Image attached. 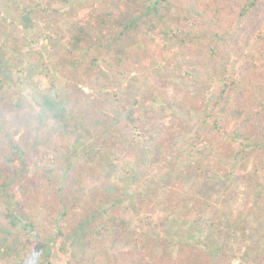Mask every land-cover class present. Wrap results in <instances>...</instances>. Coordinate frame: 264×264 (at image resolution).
<instances>
[{
	"label": "rangeland",
	"instance_id": "obj_1",
	"mask_svg": "<svg viewBox=\"0 0 264 264\" xmlns=\"http://www.w3.org/2000/svg\"><path fill=\"white\" fill-rule=\"evenodd\" d=\"M31 1L40 3V7H30ZM145 2L139 0L141 5ZM0 12V79L7 88L0 100L3 96L8 98L0 101V140L14 138L29 154L28 162L21 163L16 177L3 191L7 199L22 191V185L26 189L31 178L37 182L48 177L56 186L66 187L65 173H74L82 161L98 163L97 159L93 161L96 153L85 155L87 147L98 142L107 145L111 138L116 143V137L127 142L125 151L119 148L111 159L98 163L105 174L101 181L108 178V182L86 178L83 186L74 191L83 200L84 208H77L65 239L34 264H106L96 235L98 226L103 227L106 222L97 220L100 213L95 212L96 204L89 199L91 192L95 193L98 187L101 193L115 196L117 188L113 185L125 184L135 176L152 175L157 165L166 167L159 177V186L167 195L158 198L159 191L151 189L137 197L158 198L155 236L175 233L179 227L191 234L195 228L198 230L188 238L189 246L182 243L172 248L173 259L186 261L201 254L200 247H192L200 234L206 243L217 234L232 240L228 252L234 257L233 264H256L264 257V146L258 152L250 149L229 159L224 147L237 143L224 130L217 129L218 134L207 143L202 141L205 135L190 140L204 121V108L215 101V92L225 83L234 86L240 78L233 70L225 79L193 70L177 54L174 35L184 30L179 25L181 4L168 12L157 31L142 30L139 45L132 49L134 69L127 80L115 78L101 66L92 86L85 88L115 126L108 129L103 118L68 131L59 128L58 119L64 101L65 79L60 69L66 63L67 56L62 53L69 48L67 39L75 37L81 28L95 30V40L73 49L80 56L87 50L101 56L103 49L97 43L104 35L118 37L130 20L142 23L144 17L134 13L130 0H29L28 4L25 0H0ZM102 20L112 22L103 24L104 34L97 29ZM32 43L40 49V60L33 68L20 63L21 52ZM263 48L264 28L249 46L243 43L235 52L232 69L246 71L245 65L250 63V73L264 85V58H260ZM180 76L186 80L178 79ZM201 81L209 88L204 98H198L197 110L187 115L176 102L187 95L193 99V87ZM244 84L242 81L241 86ZM262 106L259 102L253 108ZM237 120L238 115L234 114L227 129L236 128ZM190 152L192 156L188 157ZM131 157L133 161L129 160ZM180 160L185 161L178 164ZM209 160L220 164V173H196L195 169ZM143 218V214L133 218L134 231L142 228ZM24 238L23 230L12 231L1 224L0 255L6 261L22 263L15 246ZM246 251L249 255H245Z\"/></svg>",
	"mask_w": 264,
	"mask_h": 264
},
{
	"label": "trees",
	"instance_id": "obj_2",
	"mask_svg": "<svg viewBox=\"0 0 264 264\" xmlns=\"http://www.w3.org/2000/svg\"><path fill=\"white\" fill-rule=\"evenodd\" d=\"M145 1L141 5L139 0H130L134 13L139 12L144 17L143 22L138 23L132 19L118 37L104 35L97 43V47L103 49L101 56L95 55L90 50L80 56L78 51L73 49L95 40V30L81 28L75 37L67 39L69 48L62 53L67 56L66 63L60 69L61 76L65 79V87L64 101L58 116L61 123L59 128L68 131L75 126H84L103 118L108 129L115 126L113 120L110 121L111 116L100 110L96 98L87 93L85 88L92 86L101 66L115 78L127 80L134 69L132 59L135 55L132 49L139 45L140 35L143 31L146 33L157 31L162 20L167 18L168 12L176 10L181 4L183 13L179 17V25L184 30L174 35L177 54L184 57L193 70H204L219 79H225L233 70L240 78L239 84L235 83L231 86L225 83L218 92H215V101L204 108L206 109L204 121L190 140L205 135L202 141L207 143L218 134L216 131L219 129L231 135L237 143L236 146L224 147L229 159L250 149L258 152L261 146H264V85L258 83L254 73H250V63H246V71L234 70L232 66L235 52L239 47L243 43L249 46L264 28V0ZM25 2L28 4L29 0ZM31 2L30 7H40V3ZM101 23L102 25H98L97 29L104 34L103 24L112 22L102 20ZM2 25L0 20V27ZM15 51L19 53V49ZM260 53V58L263 59L264 48ZM20 60L21 64L33 68L40 60V49L32 43L28 49L21 52ZM6 70L10 72L8 68ZM178 79L186 80L182 76ZM242 81H245L243 87ZM5 86L4 80L0 79V98L7 89ZM208 88L205 82L197 83L193 87L196 93L193 98L195 100L187 95L182 101L176 102L177 106L187 115H191L197 110L198 98H204ZM5 98L7 97L3 96L0 101ZM187 102L191 104L189 107ZM259 102L263 106L255 110L253 107ZM234 114L238 115V120L235 121L236 128L228 130L227 127ZM206 127H208L207 131L204 130ZM116 139L118 144L115 143L114 138L104 146L99 142L93 143L86 148L85 155L94 152L97 157L93 161L96 159L98 163L108 161L119 148L123 151L127 149L125 139L121 140L117 137ZM60 142L61 139L57 143ZM191 156L192 152L188 157ZM185 159L187 160V156ZM28 160L29 154L21 142L14 138L0 140V225L4 224L12 231L25 232L24 240L20 245L15 246L16 253L23 259L20 264L39 263L44 252L65 239L77 208L85 206L83 200L74 195V191L83 186L86 178L100 182L105 175L97 162L91 164L82 161L77 165L74 173H65L66 187L56 186L48 177L37 182L31 178L29 185L25 186L26 189H23L24 185H22L20 187L22 191L13 194L11 200L7 199L5 192L3 193L5 187L16 177V169L21 163H26ZM129 160L133 161L134 158L131 157ZM184 161L180 160L178 164ZM203 166L195 169L196 173L209 172L218 175L221 171L220 164L216 161L209 160L204 168ZM165 168L157 165L152 175L132 176V179L122 185L110 184L117 188L115 196L101 193L98 187L95 193L91 192L89 199L96 204L95 212L100 213L97 220L103 219L106 222L105 226L99 225L96 229L106 264H233L234 257L228 252V249L231 250L232 240L220 234L215 235L209 243L204 241L203 235H198L197 243H192V247L195 249L200 247L203 252L199 255L194 254L186 261L180 257L173 259L171 250L176 244L184 243L183 246H189L188 238L196 234L198 231L196 228L192 234L188 229L179 227L180 229L175 233L162 237L155 236L157 199L167 195V191L159 186V177ZM119 174L124 175L122 171ZM108 180L107 178L101 182L104 184ZM151 189L159 191L158 198L153 196L137 198L149 193L148 190ZM170 195L175 197L173 194ZM137 214H143L144 218L141 220L143 226L140 230L134 231L131 222ZM157 249L160 251L155 254ZM249 253L246 251L245 255ZM0 264L17 263L6 261L4 256L0 255ZM256 264H264V257L258 259Z\"/></svg>",
	"mask_w": 264,
	"mask_h": 264
}]
</instances>
